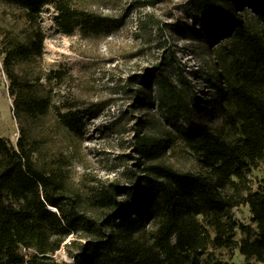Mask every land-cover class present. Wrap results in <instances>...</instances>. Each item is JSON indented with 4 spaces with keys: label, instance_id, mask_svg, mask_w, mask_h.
I'll list each match as a JSON object with an SVG mask.
<instances>
[{
    "label": "trees",
    "instance_id": "obj_1",
    "mask_svg": "<svg viewBox=\"0 0 264 264\" xmlns=\"http://www.w3.org/2000/svg\"><path fill=\"white\" fill-rule=\"evenodd\" d=\"M15 1L33 19L52 6L65 33L116 28L129 12L103 15L69 0ZM220 1L191 3L216 30V41L226 39L222 48L235 54L220 74L226 86L218 91L238 104L228 119L236 134L228 139L194 120L199 102L192 96L193 86L177 66L175 53L162 54L118 86L128 107L100 125L115 135L130 134L127 151L116 156L122 168L111 179L74 180L65 151L46 154L44 131V119L51 116L55 125L80 136L86 119L98 117L110 103L54 105L39 74L26 77L13 66L41 55V29L13 42L3 64L20 136L16 148L0 136V264H202L200 257L209 246L238 249L246 259L264 262V186L254 190L248 179L251 169L264 162V0L232 1L236 10L253 11L257 27L230 18ZM145 107H155L174 123L181 121L174 134L199 154L205 172L163 162L170 140L150 131L145 115L135 114ZM126 114L132 121L127 130L119 126ZM239 204L249 206L254 236L229 213ZM61 247L67 260L55 256Z\"/></svg>",
    "mask_w": 264,
    "mask_h": 264
},
{
    "label": "rangeland",
    "instance_id": "obj_2",
    "mask_svg": "<svg viewBox=\"0 0 264 264\" xmlns=\"http://www.w3.org/2000/svg\"><path fill=\"white\" fill-rule=\"evenodd\" d=\"M69 1L103 15L118 16L126 9L129 12L124 24L116 28L101 31L75 28L72 33H65L53 18L56 13L52 6H47L40 17L33 19L27 9L15 0H0V136L14 148L20 133L12 113V97L8 93L9 80L3 60L13 42L25 41L36 29H41L44 36L41 55L24 62H13L14 70L26 77L39 74L43 91L52 96L56 106L80 100H106L110 103L98 117L86 119L80 136L55 125L51 116L44 119L48 138L46 154L65 151L69 155V169L74 180L80 181L87 176L111 179L118 175L122 167H118L116 156L127 151L125 141L130 134L115 135L100 125L128 107L129 99L118 89L125 78L132 73L144 72L168 52L175 53L177 66L193 86L192 96L199 102L193 109L194 120L228 139L233 138L236 130L231 128L228 119L238 104L230 95H219L218 87L225 88L220 74L226 73L235 54H231L230 48H222L228 45L226 39L216 41V30L197 14L191 0ZM232 1H220L230 18L241 19L247 25L257 27L253 11L248 7L236 10ZM144 20L145 24L142 23ZM135 114L145 115L150 121L149 130L170 140L162 156L163 162L182 171L205 172L199 154L174 134L181 121L174 123L155 107L142 108ZM125 116L119 121V126L127 130L132 121L129 122L128 114ZM120 139L124 142L121 143ZM248 179L254 190L264 186V162L251 169ZM229 213L239 224L247 226L252 236L255 235L256 223L251 220L247 204H239ZM151 226L146 224L147 229ZM241 236L238 230L236 237L239 239ZM55 256L68 259L64 247ZM200 262L264 264L254 258L246 259L238 249H215L211 246L200 257Z\"/></svg>",
    "mask_w": 264,
    "mask_h": 264
}]
</instances>
